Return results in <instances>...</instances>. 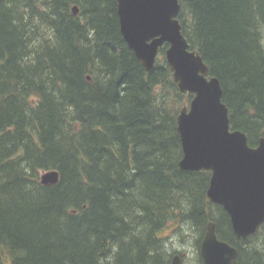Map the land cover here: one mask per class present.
Wrapping results in <instances>:
<instances>
[{
	"label": "trees",
	"instance_id": "obj_1",
	"mask_svg": "<svg viewBox=\"0 0 264 264\" xmlns=\"http://www.w3.org/2000/svg\"><path fill=\"white\" fill-rule=\"evenodd\" d=\"M178 18L224 89L231 129L264 136V0H180ZM118 0H0V264H170L171 226L200 245L213 220L238 264H264V222L235 235L184 170L180 92L159 49L145 70ZM78 6V12L73 7ZM57 169L60 179L43 184Z\"/></svg>",
	"mask_w": 264,
	"mask_h": 264
},
{
	"label": "water",
	"instance_id": "obj_2",
	"mask_svg": "<svg viewBox=\"0 0 264 264\" xmlns=\"http://www.w3.org/2000/svg\"><path fill=\"white\" fill-rule=\"evenodd\" d=\"M180 0H118L121 32L145 70L155 68L160 47L182 93L192 94L177 116L184 170L211 172L207 198L231 218L235 235L247 238L264 222V137L250 145L246 132L231 129L220 79L182 32ZM75 13L78 6L73 7ZM60 179L57 169L41 174L43 184ZM203 264H238V249L220 239L210 220L200 245ZM170 264H183L180 253Z\"/></svg>",
	"mask_w": 264,
	"mask_h": 264
},
{
	"label": "rangeland",
	"instance_id": "obj_3",
	"mask_svg": "<svg viewBox=\"0 0 264 264\" xmlns=\"http://www.w3.org/2000/svg\"><path fill=\"white\" fill-rule=\"evenodd\" d=\"M164 235L167 236L168 250L176 249L183 253V264H197L196 234L193 229L187 227L186 224L171 226Z\"/></svg>",
	"mask_w": 264,
	"mask_h": 264
},
{
	"label": "flooded vegetation",
	"instance_id": "obj_4",
	"mask_svg": "<svg viewBox=\"0 0 264 264\" xmlns=\"http://www.w3.org/2000/svg\"><path fill=\"white\" fill-rule=\"evenodd\" d=\"M179 253H181V254L183 255V253H182V252H179Z\"/></svg>",
	"mask_w": 264,
	"mask_h": 264
},
{
	"label": "bare ground",
	"instance_id": "obj_5",
	"mask_svg": "<svg viewBox=\"0 0 264 264\" xmlns=\"http://www.w3.org/2000/svg\"><path fill=\"white\" fill-rule=\"evenodd\" d=\"M261 137H264V136H261ZM261 137H260V138H261ZM40 180H41V179H40Z\"/></svg>",
	"mask_w": 264,
	"mask_h": 264
}]
</instances>
